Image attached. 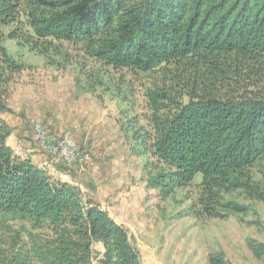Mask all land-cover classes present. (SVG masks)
Segmentation results:
<instances>
[{
    "label": "trees",
    "instance_id": "trees-1",
    "mask_svg": "<svg viewBox=\"0 0 264 264\" xmlns=\"http://www.w3.org/2000/svg\"><path fill=\"white\" fill-rule=\"evenodd\" d=\"M8 41L58 70L81 64L77 88L119 104L129 154L162 200L194 185L209 212L221 191L249 188L241 175L264 156V0H0V264H141L93 197L8 145L3 115L26 70ZM152 73L139 114L127 75Z\"/></svg>",
    "mask_w": 264,
    "mask_h": 264
},
{
    "label": "rangeland",
    "instance_id": "rangeland-1",
    "mask_svg": "<svg viewBox=\"0 0 264 264\" xmlns=\"http://www.w3.org/2000/svg\"><path fill=\"white\" fill-rule=\"evenodd\" d=\"M6 45L26 66L14 91L12 112L6 113L11 136L20 135L14 154L18 149L16 156L31 160L34 150L44 159L32 163L93 197L129 231L141 264H210L209 257L219 254L234 264H264V204L255 197L264 190V156L241 175L249 188L221 191L209 212L200 206L194 185L162 200L157 190L147 187L137 160L129 154L118 123L119 104L109 98L100 102L77 88L79 62L58 70L15 41ZM75 50L71 47L73 60L80 61ZM87 66L88 72L95 71L92 63ZM127 77L133 80L134 109L143 113V91L158 75ZM34 122L47 132L45 145L35 138ZM62 140L73 141L89 158L70 162L53 153L52 145Z\"/></svg>",
    "mask_w": 264,
    "mask_h": 264
},
{
    "label": "built area",
    "instance_id": "built-area-1",
    "mask_svg": "<svg viewBox=\"0 0 264 264\" xmlns=\"http://www.w3.org/2000/svg\"><path fill=\"white\" fill-rule=\"evenodd\" d=\"M34 131L36 135V139L42 144L45 145L46 143V135L47 132L45 131L44 127L38 123L33 124ZM52 151L53 153H58L59 157H62L63 159L67 161L72 162H83L89 158V155L84 152H80L79 149H76L73 141L71 140H62L56 143V145H52Z\"/></svg>",
    "mask_w": 264,
    "mask_h": 264
},
{
    "label": "crops",
    "instance_id": "crops-1",
    "mask_svg": "<svg viewBox=\"0 0 264 264\" xmlns=\"http://www.w3.org/2000/svg\"><path fill=\"white\" fill-rule=\"evenodd\" d=\"M3 118L6 120V114H4L3 115ZM18 118V117H17ZM19 119V118H18ZM6 122H7V120H6ZM17 131H20L19 130V128H17L16 129V132ZM20 135L19 134H16V136H11L10 138H9V140H8V145L11 147V148H13V146L17 143V141L19 140V137ZM34 152V150H31V160L33 161V162H35L36 164H37V160H35V159H39L40 160V162H41V159H42V161H43V157L42 156H37V154H35V153H33ZM41 166V165H40Z\"/></svg>",
    "mask_w": 264,
    "mask_h": 264
},
{
    "label": "bare ground",
    "instance_id": "bare-ground-1",
    "mask_svg": "<svg viewBox=\"0 0 264 264\" xmlns=\"http://www.w3.org/2000/svg\"><path fill=\"white\" fill-rule=\"evenodd\" d=\"M18 153H19V150H18V149H16V151H15V154H16V155H18Z\"/></svg>",
    "mask_w": 264,
    "mask_h": 264
}]
</instances>
